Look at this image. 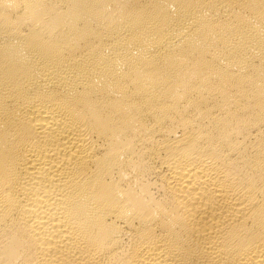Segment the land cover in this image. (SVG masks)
<instances>
[{"label": "bare ground", "instance_id": "6f19581e", "mask_svg": "<svg viewBox=\"0 0 264 264\" xmlns=\"http://www.w3.org/2000/svg\"><path fill=\"white\" fill-rule=\"evenodd\" d=\"M0 264H264V0H0Z\"/></svg>", "mask_w": 264, "mask_h": 264}]
</instances>
